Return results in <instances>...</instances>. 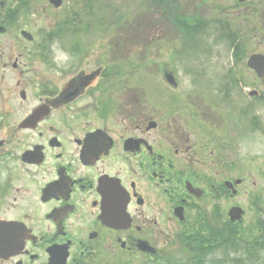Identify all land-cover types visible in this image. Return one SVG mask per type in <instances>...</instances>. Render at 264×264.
<instances>
[{
	"label": "flooded vegetation",
	"instance_id": "af4514ba",
	"mask_svg": "<svg viewBox=\"0 0 264 264\" xmlns=\"http://www.w3.org/2000/svg\"><path fill=\"white\" fill-rule=\"evenodd\" d=\"M55 1L0 0V264H204V210L227 205L228 222L245 179L221 138L209 151L204 84L180 89L168 64L185 66L177 28L198 19L202 40L231 47L219 129L264 139V0H170L179 41L154 43L168 63L113 36L91 0ZM202 6L204 19L181 13Z\"/></svg>",
	"mask_w": 264,
	"mask_h": 264
},
{
	"label": "rangeland",
	"instance_id": "374dc122",
	"mask_svg": "<svg viewBox=\"0 0 264 264\" xmlns=\"http://www.w3.org/2000/svg\"><path fill=\"white\" fill-rule=\"evenodd\" d=\"M152 1L153 0H109L108 4H106L102 0H91V6L98 10L101 9V14L103 16L107 13L112 22L117 20L119 25H122V17L120 16L124 17L125 27L122 29H120V27L118 29L112 28L113 36H119L121 40L127 39L128 41L142 38L145 45H149L152 48L150 52L152 56L159 58L160 61L164 63H168L166 55H158V49L154 43L156 42L158 47L161 46L162 52L170 53L172 39L175 37L177 39L176 42H178L179 39L176 35L173 36V29L169 24V18L165 12L166 8L158 7ZM199 3L200 0L195 1V5ZM189 10H187V13L184 11L180 12L185 15L194 16V18L204 19V6H202L199 11ZM117 13H119L120 16L117 15ZM192 30L193 28L191 27L190 35L192 34ZM199 34L201 35L202 32ZM190 38L189 54H187V52L185 54V57L187 56V63L185 66L183 62H180V59H178L176 65L172 63L173 65L170 66L171 64H168V67L172 70H176L175 77L180 85H182L180 89L188 93L194 90V85L196 83L204 84V114L209 117L208 128H206L210 133L208 145L211 147L209 151L212 148L215 150V154L219 153L216 141V139L218 140L219 138L226 142L227 145L222 144L225 148L231 146L228 154L238 163L239 169L237 175L245 179V185L242 186L241 193L236 198L235 202L239 207L245 210L246 214L244 220L236 229L239 233H243L244 237L251 239L253 237H250V235L256 232L257 225L264 222V175L262 174V171H264V139L256 136L254 142H251V140L249 141L247 139V137H252L249 132L241 134V138H239V136L235 137L228 133L225 129H219V110L221 111L223 109L221 108L223 105L222 102L219 103V93L216 90H219L221 80L224 81V67L225 63L228 62L227 58L231 53V47L226 42H219L217 38H205L203 40L199 36H190ZM192 44L197 47L194 48ZM134 51H136V49H134ZM205 54L208 55L206 56ZM184 70H187L192 76H187ZM203 72L204 80L201 78ZM240 74V77L244 79L246 83L252 85L253 88L257 87L253 77L245 71L244 65L241 67ZM145 78L146 76H144V79ZM159 81L162 83V79ZM145 82L148 83L151 88H154L153 85H156V82L151 77H147ZM213 85L215 86L214 89H212ZM190 99L195 104L202 98L198 95H192ZM213 100L216 101V103H214ZM231 100L233 102V98H231ZM243 104L246 106V103L243 102ZM244 106L241 105V107ZM228 107H225L227 114H229ZM241 122L244 125L248 124L247 118H243ZM217 171L221 170L215 169V171L207 172L210 178H212ZM253 182H256L258 192H261L263 196L258 204L254 203L253 194L250 192ZM216 204V201H214L210 204L207 211L204 210V218L207 223L214 228L221 229V226L226 222V210L228 206L220 205L219 208V206L216 207ZM238 252L239 251L227 250L225 252V257L229 260H235L241 257L238 255ZM214 257H220V255ZM260 258L264 259V254Z\"/></svg>",
	"mask_w": 264,
	"mask_h": 264
},
{
	"label": "trees",
	"instance_id": "16d2710c",
	"mask_svg": "<svg viewBox=\"0 0 264 264\" xmlns=\"http://www.w3.org/2000/svg\"><path fill=\"white\" fill-rule=\"evenodd\" d=\"M228 229H230L231 235L229 236L230 240L224 242L226 245H222L221 234L210 227L208 232L204 231V236H198L195 259L204 262V264H249L250 261L256 260L255 255H260L259 252L264 248V231H262L261 236L249 239L248 237H244L243 233H239L234 226H229ZM234 237L237 241L233 239ZM237 242L238 244H236ZM224 247L233 250L240 247L244 254L235 260L226 259L225 256H223V259L214 257L216 256L214 254Z\"/></svg>",
	"mask_w": 264,
	"mask_h": 264
},
{
	"label": "water",
	"instance_id": "95a60500",
	"mask_svg": "<svg viewBox=\"0 0 264 264\" xmlns=\"http://www.w3.org/2000/svg\"><path fill=\"white\" fill-rule=\"evenodd\" d=\"M254 60H256V58H254V59L251 60L250 65H251V63H252ZM257 72H258V75H259L262 79H264V72H261V71H260V72L257 71ZM230 216H231V220H232L233 222H234V221H240V220L242 219L243 212H242L240 209L235 208V209H233V210L231 211Z\"/></svg>",
	"mask_w": 264,
	"mask_h": 264
}]
</instances>
